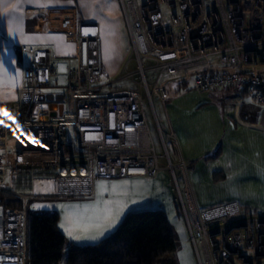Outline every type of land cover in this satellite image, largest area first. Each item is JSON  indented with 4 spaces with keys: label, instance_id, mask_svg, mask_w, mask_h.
<instances>
[{
    "label": "built area",
    "instance_id": "obj_1",
    "mask_svg": "<svg viewBox=\"0 0 264 264\" xmlns=\"http://www.w3.org/2000/svg\"><path fill=\"white\" fill-rule=\"evenodd\" d=\"M119 1L144 91L107 89L112 83L104 79L94 22L81 25L77 64L68 66L63 82L60 59L50 48H19L30 61L18 99L0 105V191L23 206L0 205V264H26L27 219L35 197L91 199L98 179L152 178L163 168L161 159L200 264H264V210H244L237 202L199 204L189 162L175 132L160 126L153 98L164 105L181 89L242 88L245 99L264 112V0ZM164 6L180 12L169 18ZM148 70L156 73L154 84ZM147 99L163 154L152 137ZM27 103L35 108L21 119ZM240 123L264 132V121Z\"/></svg>",
    "mask_w": 264,
    "mask_h": 264
},
{
    "label": "crops",
    "instance_id": "obj_2",
    "mask_svg": "<svg viewBox=\"0 0 264 264\" xmlns=\"http://www.w3.org/2000/svg\"><path fill=\"white\" fill-rule=\"evenodd\" d=\"M111 1L0 0V105L11 104L19 97L30 59L23 66L24 55H19L18 48L47 47L60 59L59 65L75 66L77 38L85 22L99 26L101 44L103 34H108L111 29L106 48L101 47L100 55L104 78H111L109 81L115 83L114 77L125 66L130 53V37L126 24L125 33L120 21L111 13ZM65 77L66 73L61 74L60 81L63 82ZM190 90L181 89L178 96L168 100L171 103L162 105L165 125L158 121L168 132L174 131L179 139L182 153L192 170L199 204L207 207L237 202L249 207L250 211L264 210V132L240 123L241 119L249 123L263 122L264 112L249 101L243 102L239 88L206 92H222V99L216 105L184 99ZM218 149L221 150L219 153ZM161 165L163 168L155 177L100 178L96 181L93 198L58 199L54 207L50 206L61 216L59 229L67 239L66 252L70 243H99L118 229L129 212L144 209L166 211L176 242L180 230L176 225L181 224V229L185 227L189 233L185 220L176 211L173 179L165 168V160ZM216 174L223 177L215 179ZM43 197L31 200V210L36 206L33 202ZM117 206H122V211L110 227L105 224L97 228L94 222L85 221L90 225L86 232L75 229L74 234L80 235L81 239L69 237L61 227L62 224L70 226L73 217L91 216L97 209H115ZM45 207L48 208L46 204ZM99 232L103 234L99 235ZM92 236L96 238L91 239Z\"/></svg>",
    "mask_w": 264,
    "mask_h": 264
},
{
    "label": "trees",
    "instance_id": "obj_3",
    "mask_svg": "<svg viewBox=\"0 0 264 264\" xmlns=\"http://www.w3.org/2000/svg\"><path fill=\"white\" fill-rule=\"evenodd\" d=\"M240 93L245 95L242 88ZM34 108L33 104H24L21 119L28 117ZM219 176L223 177L216 174L215 179L222 178ZM0 205L8 209L22 207L23 203L11 193L0 191ZM60 218L58 212L29 210L26 264H63L64 260L65 264H177L173 260L177 242L162 208L129 212L109 237L97 244L70 243L67 252V239L59 229Z\"/></svg>",
    "mask_w": 264,
    "mask_h": 264
},
{
    "label": "rangeland",
    "instance_id": "obj_4",
    "mask_svg": "<svg viewBox=\"0 0 264 264\" xmlns=\"http://www.w3.org/2000/svg\"><path fill=\"white\" fill-rule=\"evenodd\" d=\"M109 3L113 4L111 13L114 14V16L117 18V20L120 21L122 29L126 33L127 31L125 30V22H124L125 18L123 16V10H122V5H121L120 1L119 0H113ZM163 9H164V12L166 14H168L169 18H170L171 12H180L179 7H166V6H164ZM118 29L119 28L117 27L115 30H117V32H118ZM110 34H111V29L109 28L108 34H103V37H102L103 41H102L101 47L104 45L106 48V43L108 40V36ZM128 37H130V36H128ZM23 55H24L23 66H26L27 61L30 59V55L27 53H23ZM145 66L147 68H149L151 66V63L148 61H145ZM138 69L139 68H138V62L136 60V57L130 51L129 55L127 56V62L125 64V66L114 77V78H116L115 79L116 82L111 84V86H109L107 89L111 90V91L112 90H118V89H139V90L144 91L142 85L140 84L141 74L138 71ZM58 71L61 74H65L67 72L66 64L65 65H62V64L59 65ZM131 74H133V76H131ZM147 77H148L150 84H154V82L156 80V73L152 70H148ZM104 79H105L106 83H111L109 81V80H112L111 78L109 80H106V78H104ZM190 89H192V88H190ZM239 96L242 97L243 102L249 101V100L245 99V95L240 94V92H239ZM153 98H154V104H155V114L157 115L158 120L164 126L165 121H164V111H163V107H162L163 104L160 102L158 96H154ZM184 99H186L188 101L203 100V101H208V102L212 103L211 105H216L217 101L222 99V92L206 93V92H201V91L196 90V89H192L185 96ZM166 103H171V102L167 101ZM146 109H147V113H148L152 137H153L154 142L156 144L158 153L163 154L164 149L162 147L161 137H160L159 129L157 126V121L154 117V111H153L148 99H147ZM205 116L208 117L209 114H205ZM163 126H162L163 130L165 132H168ZM163 161L161 160L160 163L162 164ZM207 161L209 162L210 160L208 159ZM56 201H59V200L54 199L52 197H43L42 200H37L35 202L32 201L34 203V205H36L32 210L36 211V212H41V213H51V212H58L59 213V211H55V209L50 208V206L54 207V204ZM45 204L48 206V208L45 207ZM30 206H31V204L29 205V208H30ZM30 210H31V208H30ZM180 225L181 224H178V226L176 225V229L180 228V230L178 231L177 250L173 255V258H174L173 260H175L177 264H185V262H187V264H200V261H199V258L197 256V253L195 251L194 245L190 241L189 233L187 232V230H185L186 229L185 227L183 229H181Z\"/></svg>",
    "mask_w": 264,
    "mask_h": 264
},
{
    "label": "snow or ice",
    "instance_id": "obj_5",
    "mask_svg": "<svg viewBox=\"0 0 264 264\" xmlns=\"http://www.w3.org/2000/svg\"><path fill=\"white\" fill-rule=\"evenodd\" d=\"M96 138L97 137H89V139ZM121 211L122 206H117L115 209H109L107 207L103 210L97 209L96 212L91 216L73 217L70 221V226H65V224H62L61 227L65 228V231L67 232L69 237H72L74 239H81L80 235L74 234V230L80 228L86 232L90 225L85 223V221L94 222L97 228H100L105 224L110 227L115 222V219L118 218ZM98 234L102 235L103 233L99 232ZM90 238L95 239L96 236H92ZM185 264H187V262H185Z\"/></svg>",
    "mask_w": 264,
    "mask_h": 264
},
{
    "label": "bare ground",
    "instance_id": "obj_6",
    "mask_svg": "<svg viewBox=\"0 0 264 264\" xmlns=\"http://www.w3.org/2000/svg\"><path fill=\"white\" fill-rule=\"evenodd\" d=\"M38 185H39V188L38 189L39 190H43L44 187H43L42 183L40 182V183H38Z\"/></svg>",
    "mask_w": 264,
    "mask_h": 264
},
{
    "label": "water",
    "instance_id": "obj_7",
    "mask_svg": "<svg viewBox=\"0 0 264 264\" xmlns=\"http://www.w3.org/2000/svg\"><path fill=\"white\" fill-rule=\"evenodd\" d=\"M53 105H51V107H52ZM62 110H63V106L61 105L60 106V111L62 112ZM53 115H55V113H52Z\"/></svg>",
    "mask_w": 264,
    "mask_h": 264
}]
</instances>
